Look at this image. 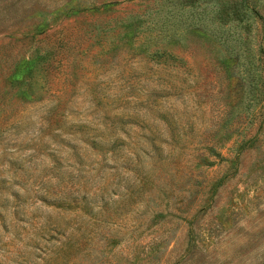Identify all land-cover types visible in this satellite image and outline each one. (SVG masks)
I'll return each mask as SVG.
<instances>
[{
  "label": "rangeland",
  "instance_id": "1",
  "mask_svg": "<svg viewBox=\"0 0 264 264\" xmlns=\"http://www.w3.org/2000/svg\"><path fill=\"white\" fill-rule=\"evenodd\" d=\"M156 2L0 0V264H264V115L235 122L221 50L189 36L177 67L148 32L88 36ZM34 54L33 94L11 97ZM224 131L225 158L198 167Z\"/></svg>",
  "mask_w": 264,
  "mask_h": 264
},
{
  "label": "trees",
  "instance_id": "2",
  "mask_svg": "<svg viewBox=\"0 0 264 264\" xmlns=\"http://www.w3.org/2000/svg\"><path fill=\"white\" fill-rule=\"evenodd\" d=\"M156 1V4H160L157 8L151 10L149 6H145L141 12L120 18L113 25L108 24L107 21L98 31L90 29L88 36L94 41L100 36L105 38L107 35L115 39L126 37L130 40L148 32L150 33L149 43L143 49L152 47L147 52L155 58L157 63L162 62V65L177 67H180V64L175 60H178L181 65L185 63H182L181 57L173 53L171 45H184L189 36L204 37L213 41L221 50L219 63L224 65L227 77H230L233 86L235 84L238 87L244 98L243 102L238 100L230 106V109L234 106L238 108L235 122L240 119L239 113L246 108H250L249 122H252L255 117L261 118L264 115V0ZM61 8L63 7H55L52 12H58ZM38 58L42 59L41 56L34 54L14 64L7 75L6 82L11 97L25 100L33 94L28 80L31 67ZM226 113L228 114L229 110ZM232 121L234 120L227 124L229 130L233 125ZM229 132L224 131L220 135L212 136V141L204 145L208 151L198 153L195 157L198 167L213 165L225 158L218 149L230 139L234 131H231V134ZM256 141L257 138L253 135L245 137L242 134L235 155ZM211 156L214 157L211 158ZM216 184L210 185L207 191L213 192ZM188 241L194 244L193 237ZM153 250L151 249L150 253Z\"/></svg>",
  "mask_w": 264,
  "mask_h": 264
}]
</instances>
